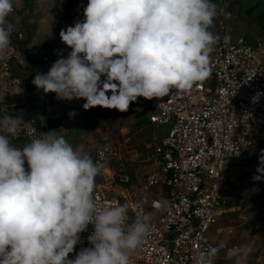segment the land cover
I'll use <instances>...</instances> for the list:
<instances>
[{"label":"clouds","instance_id":"clouds-1","mask_svg":"<svg viewBox=\"0 0 264 264\" xmlns=\"http://www.w3.org/2000/svg\"><path fill=\"white\" fill-rule=\"evenodd\" d=\"M13 11L14 0H0V57L16 31L8 20ZM221 15L228 18L213 0H87L83 18L60 31L70 54L32 83L58 100L84 99L85 110L121 113L138 97L190 90L210 75L220 39L211 29ZM223 39L227 44L231 37ZM23 92L19 85L9 93ZM25 127L22 116H0V264H131L150 232V217L129 222L126 204L99 206L94 190L100 166L55 131L15 146ZM259 163L255 181L264 175V149ZM90 224L91 246L69 258ZM218 252L210 247L194 264H214ZM250 252L240 247L228 255L247 264Z\"/></svg>","mask_w":264,"mask_h":264},{"label":"built area","instance_id":"built-area-1","mask_svg":"<svg viewBox=\"0 0 264 264\" xmlns=\"http://www.w3.org/2000/svg\"><path fill=\"white\" fill-rule=\"evenodd\" d=\"M16 9L14 5L10 15ZM13 33L23 37L17 28ZM223 38L214 46L210 75L204 81L190 90L173 89L166 97L149 100L155 109L148 115L153 126L154 162L139 196L109 193L110 184L128 186L131 181L111 140L105 138L89 155L100 166L94 190L99 206L126 204L129 222L137 215L151 217L147 209L159 213L149 219L150 232L131 254V264H194L198 253L218 248L207 233L228 212L223 190L225 165L248 162L264 148V39L239 35L225 44ZM19 85L27 90L24 75L14 71L13 56L0 58L1 88L9 93ZM24 121L27 127L12 141L17 147L43 132L55 131L32 118ZM163 125L169 129L159 135ZM92 230L90 224L80 234L81 242L69 258L91 246L87 237Z\"/></svg>","mask_w":264,"mask_h":264},{"label":"rangeland","instance_id":"rangeland-1","mask_svg":"<svg viewBox=\"0 0 264 264\" xmlns=\"http://www.w3.org/2000/svg\"><path fill=\"white\" fill-rule=\"evenodd\" d=\"M213 2L225 7L228 14V18L221 15L214 21L211 30L219 38L225 35L236 38L247 32L258 35L256 30L264 25V0ZM14 5L17 9L8 20L23 32V37L12 33L10 47L2 57L13 56L14 71L24 75L27 90L13 95L0 86V115L32 118L59 133L67 132L63 137L74 149L87 155H92L108 138L121 153L131 176L128 186L119 182L110 184L109 193L122 197L126 193L136 198L142 193V183L154 162L153 126L146 120L155 109L149 100L138 97L124 113L100 107L85 110L84 99L58 100L55 93H44L32 83L37 73L46 74L57 59L70 54L71 49L62 42L60 31L83 18L87 0H14ZM168 129L167 125L161 126L159 135ZM255 157L249 162L225 165L223 173L228 182L223 190L229 211L219 219L221 231L218 234L214 231L215 224L207 233L219 249L215 264H235V258L229 257L228 252L240 247L251 250L247 264H264V175L259 181L253 180L261 175L257 172L260 155ZM149 195L153 196V191ZM147 210L150 219L159 216L158 212Z\"/></svg>","mask_w":264,"mask_h":264},{"label":"trees","instance_id":"trees-1","mask_svg":"<svg viewBox=\"0 0 264 264\" xmlns=\"http://www.w3.org/2000/svg\"><path fill=\"white\" fill-rule=\"evenodd\" d=\"M256 31L259 32L258 35H250L249 32H247V33H245V34H243V35H245V37H247V38L250 39V40H255V39H258V38L264 39V25L262 26V28L257 29ZM12 35H13V34H12ZM13 36H14V35H13ZM0 116H2V115H0ZM12 116H15V115H12ZM146 121L148 122L149 125H151L150 122H149V119H148V118H147ZM38 124L41 125L39 122H38ZM60 134H62V135H66L67 132H61ZM263 149H264V148H263ZM260 153H261V152H260ZM260 153H259V155H261ZM259 155L256 156L255 158H258ZM248 162H249V161H248ZM227 182H228V181H226V183H227ZM256 217H259V216H256ZM262 217H264V216H262Z\"/></svg>","mask_w":264,"mask_h":264},{"label":"crops","instance_id":"crops-1","mask_svg":"<svg viewBox=\"0 0 264 264\" xmlns=\"http://www.w3.org/2000/svg\"><path fill=\"white\" fill-rule=\"evenodd\" d=\"M228 211H229V208H228ZM225 214H227V213H225ZM220 222H221V220H219V222L217 223V225L214 227V231L218 234V232L219 231H221V227H219L220 226Z\"/></svg>","mask_w":264,"mask_h":264}]
</instances>
